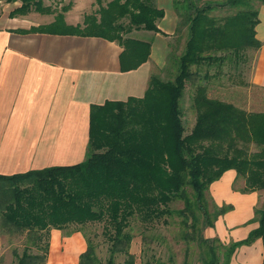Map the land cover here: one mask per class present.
<instances>
[{
  "label": "trees",
  "instance_id": "obj_1",
  "mask_svg": "<svg viewBox=\"0 0 264 264\" xmlns=\"http://www.w3.org/2000/svg\"><path fill=\"white\" fill-rule=\"evenodd\" d=\"M95 1L98 9L84 16L82 26L66 24L59 13L49 24L20 31L57 32L116 42L122 48L121 70L137 68L148 59L151 42L128 34L132 30L162 33L158 22L165 15L164 9L157 7L154 0H109L105 5ZM7 2L19 3L9 13L12 17L30 11L50 12L42 0ZM262 4L264 0H208L202 5L195 0H175L178 32L186 28L187 38L183 52L172 50L168 54L166 65L173 77L163 81L150 75L143 97L91 106L88 147L82 162L0 174V233L25 235L27 242L37 244L53 229L74 227L67 231L66 236H70L71 232H81L88 223L104 221L110 241L109 258L101 263L95 246L86 238L87 246L78 264H132V260L118 263L114 258L117 253L128 255L132 234L125 228L130 217L149 223L177 215L185 225L191 221L190 228L195 230L198 209L205 227H212L214 220L232 206L213 204L211 214L210 184L228 170H234L237 179L239 175L246 176L252 167L264 169V159H248L237 150V142L264 145V113L246 112L229 102L209 98L205 83L208 74L200 76V67L225 60L237 67L242 51L260 47L255 26ZM224 8L232 12L224 20L211 16ZM216 75L217 72L212 77ZM186 82L195 87L196 109L195 123L188 134L180 112ZM206 141L210 142L208 146L203 144ZM222 148L233 154L220 153ZM259 183L264 189V179ZM176 200L183 202V208L170 207ZM256 215L258 226L244 239L225 244L202 237L201 242L210 248L204 264H219L215 252L219 248L224 249L220 264H229L240 246L258 238L264 244V210H256ZM48 243L41 254L25 249L17 256L16 264H44Z\"/></svg>",
  "mask_w": 264,
  "mask_h": 264
},
{
  "label": "crops",
  "instance_id": "obj_2",
  "mask_svg": "<svg viewBox=\"0 0 264 264\" xmlns=\"http://www.w3.org/2000/svg\"><path fill=\"white\" fill-rule=\"evenodd\" d=\"M160 7L165 12L160 20L164 26L159 21L158 28L164 34L152 32L156 42L151 43L148 59L127 71L121 70L122 48L116 42L57 32L23 33L20 30L52 21L9 27L8 14H0V174L72 165L85 159L91 106L145 94L158 43L176 26L170 6ZM63 17L66 24L77 25ZM258 18L255 37L260 47L253 81L264 84V4ZM235 181L236 172L228 170L208 189L212 204L232 206L204 230L206 237L225 244L246 238L258 226L257 208L264 207V189L242 192L234 188ZM50 236L51 243L62 240L59 230H51ZM71 237L81 239L74 233L64 240ZM262 261L264 244L258 238L237 248L229 264Z\"/></svg>",
  "mask_w": 264,
  "mask_h": 264
},
{
  "label": "rangeland",
  "instance_id": "obj_3",
  "mask_svg": "<svg viewBox=\"0 0 264 264\" xmlns=\"http://www.w3.org/2000/svg\"><path fill=\"white\" fill-rule=\"evenodd\" d=\"M43 5L50 9L48 14H42L35 11H30L25 17L10 16L12 9L19 5L18 2L10 3L7 0H0V14L7 15L9 18V27L38 23H46L53 21L55 16L62 13L63 16L70 17L73 22H77L82 26L84 16L90 14L98 9V4L95 0H42ZM109 0H101L102 5H105ZM157 7L166 6L173 10L176 16V26L172 34L168 37H162V42L158 43L157 50L153 56L151 75L157 76L159 79L166 81L171 79L172 71L166 65L168 54L174 50L181 53L184 50V42L187 38L186 28L179 29V18L174 9L175 0H154ZM199 5L208 0H195ZM218 1V0H212ZM165 3V5L163 4ZM162 3V4H161ZM64 8H67L64 11ZM232 13L229 9L215 11L211 16L218 20H224L225 16ZM41 25V24H40ZM160 25L164 26V21H160ZM61 29V28H60ZM132 30L128 37L134 36L143 41L151 42L155 45L153 33L146 30ZM134 38V39H136ZM222 54L216 53V55ZM241 59L237 67H232L228 61L221 64L212 63L210 66L205 65L200 67L201 73L208 74V79L205 82L208 86L207 96L209 98L217 99L224 102H229L241 110L246 112L264 113V84L255 83L253 76L256 65L257 49H246L241 52ZM199 69V70H200ZM217 72L216 77L212 75ZM198 81L195 82L197 84ZM195 94V87L190 82H186V87L183 96L180 100V112L184 125V132L188 134L196 118V109L193 105V97ZM210 142H204V145H209ZM264 146V145H262ZM254 142L243 143L237 142V150L241 151L242 157L248 159H264V147ZM220 153L233 154L232 150H226ZM247 176V177H246ZM246 176H238L234 188L242 191L261 190L259 181L264 179V169L252 167L249 169ZM189 194H193L191 189H188ZM181 200L173 201L170 204L172 209L183 208ZM257 208L258 211L264 210V207ZM209 211H214L212 202H208ZM195 230L190 228L189 221L187 225L181 221L177 215L171 217L164 216L161 219L149 223H144L138 217H130L128 226L125 230L132 234V240L128 249V255L125 253H117L114 255L115 261L123 263L124 261L132 260V264H204V260L208 258L210 248L205 243L201 242V238H208L204 234L205 220L200 210L195 209ZM212 217V216H211ZM258 217V215H257ZM213 219V217L211 218ZM106 223L104 221L92 222L83 226L79 233L81 239L72 238L67 241L64 240L67 231L70 229L59 230L62 234V240L54 239L51 243V236L43 235L42 241L37 244L27 242L25 235H3L0 233V264H16L17 256L22 255L23 251L31 254L44 253V248L49 241L47 250L46 262L44 264H78L79 255L86 249L87 241L89 239L95 246V255L101 263L109 258L110 241L107 239L105 233ZM212 239V238H210ZM218 239V238H216ZM51 243V244H50ZM51 245V246H50ZM218 247V244H214ZM219 258V264L224 257V249L219 248L215 251Z\"/></svg>",
  "mask_w": 264,
  "mask_h": 264
}]
</instances>
